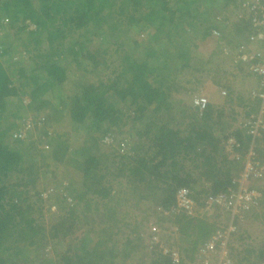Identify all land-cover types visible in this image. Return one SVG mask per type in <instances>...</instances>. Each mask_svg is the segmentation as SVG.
Listing matches in <instances>:
<instances>
[{"label": "trees", "instance_id": "trees-1", "mask_svg": "<svg viewBox=\"0 0 264 264\" xmlns=\"http://www.w3.org/2000/svg\"><path fill=\"white\" fill-rule=\"evenodd\" d=\"M125 1L0 0V13L2 12L9 21L16 38L19 39L25 32L27 34L26 41L20 46L22 50L32 54L29 58L32 59L33 65L28 70L34 74L27 77L23 75L26 63L18 65L16 75L3 70L0 65V264H20L10 261L13 253L17 256L18 253H22L23 248L28 251L27 247L30 246L33 248L31 252L37 251V263L35 261L32 264H52L44 257V250L51 244L50 241L74 231L77 225L85 224L89 220H97L105 225L109 238L118 233L123 225H128L125 222L127 212H123L126 209L124 206L127 208L133 206L131 203H125L126 197H122V202L117 199V202L110 203L111 198L108 195L111 189L103 187L101 182L104 177L103 170L110 167L113 170L110 181L115 179L118 184L123 185L127 198L134 200L132 205L142 209L150 205L149 211L161 214L159 222L169 221L175 225L180 239L187 240L185 247H182L184 248L182 254L186 260H191L196 247L216 231L224 230L231 220L229 214L225 212L224 224L221 221L218 223L216 219L207 222L199 217H189L185 213L175 212L171 207L175 206L174 195L180 187L192 190L193 197L197 200L202 194L228 193L229 190L237 189L239 183L237 179L241 175L244 156L252 143H258L257 138L252 139L244 130L242 123L250 113L258 112L260 99L247 98L248 102H244L242 106L248 111L236 125L234 122L237 118L232 114L231 122L221 125L226 110L224 108H228L234 114L228 105L216 110L212 104H208L197 113L188 105L182 104L178 110L179 118L174 119L177 107L174 111V105L170 100L172 93L192 90L189 86L177 85L174 75L187 70L190 74L195 72V75L190 77L193 83L197 78L204 79V76L192 65V57L187 52L189 48L184 61L180 63L182 51L177 46L171 49L168 44L169 37H175L173 42L177 41L176 38L187 40L182 37L181 31L200 27L201 38L208 34L214 35L213 32L216 31L221 34L223 25L231 27L228 30L236 37L241 35L249 41V36L254 34V31L248 22L242 19L230 20L229 16V13L234 14L238 11L239 0H207L215 7L211 12L198 11L201 15L197 22L194 12L197 7L194 6L192 9V4L196 0H131L129 7L131 12L127 11L129 5H125ZM168 2H172V8H164ZM156 5L163 8H156ZM114 6H117L115 11ZM113 11L117 16L122 15L126 29L130 26L143 28L148 24L155 28L159 26L167 45L159 48V53L155 55H153L155 51H146L149 56L143 60L129 57L124 40L125 32L128 30L122 31L121 28L117 29L119 32L116 33L117 22L108 19ZM27 20L34 25L33 29L26 27ZM69 30H82L83 33L76 38L77 41L54 45L57 38H64ZM93 35H102L104 42L92 49L88 46ZM149 35L141 40L143 46L148 44L151 36ZM41 38H45V45L49 49L52 48L51 50L44 47L41 49ZM107 38L109 41L106 42ZM262 43L264 38L259 39L260 49ZM135 44L133 50L138 47V44L136 46ZM4 45H8V42L5 41ZM110 46H113V49H110ZM66 51L73 56L72 66H77L79 70V66L82 65L80 70L83 74L89 72L87 70L97 69L99 65L106 70L110 68V71L104 78L94 82L79 81L75 78L73 82L75 91L64 96L62 85L69 74L67 62H64L61 55ZM114 55L118 58L109 63L110 57ZM257 57L258 55H255V58ZM239 67V72L229 71L232 77H236L234 81L242 82L245 78L257 77L247 70L246 65L241 64ZM16 78L32 82L33 86L29 93L31 102L27 109L44 117L49 113L45 125L51 120L50 111L46 109H50L51 100L54 98L57 100L53 107L55 120L58 121L60 117L62 119L66 115L73 126L74 138L70 144L67 140L68 134L65 132L58 133L53 129L48 132L43 127L31 134V139L36 134V137H42V141L49 144L47 150L50 162L43 160L32 162L36 159L34 155L40 156L42 152L41 149H35L33 140L26 149L14 148L6 143L8 132L15 130V121L19 119L18 115H14V118L12 115L9 118L4 115L10 107L7 100L21 92L18 90L19 85H14L13 80ZM23 81H19L18 84H22ZM190 81L188 79L187 83ZM232 90L233 88H228V95H231ZM19 105L21 107L20 103ZM27 109L22 106L24 112ZM200 120L210 122L205 125L199 122ZM232 125L234 126L231 127ZM105 136L111 138L110 143L103 141ZM227 136H233L239 144L234 148L239 155L237 160L229 158L224 151L222 140ZM124 138L128 139L125 143L122 141ZM261 141V146L254 147V158L264 163V135ZM30 149L37 153L34 155L29 153ZM120 149L125 151L121 152ZM51 161L57 166L61 165L64 176H69L71 182L74 175L78 176L75 179L80 180L78 185L82 187L77 190L76 183L65 187L63 194L59 195L63 199L61 204L66 205L68 197L71 205L60 216L54 217V221L50 217L46 219L43 213L45 207L41 193L47 190V185L45 184L39 192L28 194L29 189L36 184L38 173V176L43 177L47 176L46 168L53 171ZM192 170L196 172L193 173ZM106 171L105 173L111 172ZM51 175H56V172ZM260 177L264 180V175ZM255 179L257 177L247 179L243 183L245 189L255 188L260 193L258 203L245 215L254 213L253 218H258L264 223V185H260L258 181L253 183ZM92 182L98 183L99 188L94 189L92 193L97 194L100 199L96 200L89 196L88 189ZM33 197L36 198V202L29 201ZM98 207L102 212H99ZM91 208H95L93 218L88 216V213L83 215V211L87 212ZM238 220L235 218L232 220L236 230ZM110 225H114L111 230ZM132 232L136 242L145 244L148 241L150 245L148 264H175L168 255L158 250L155 243L149 242L150 234L145 236L139 228L132 229ZM160 232L157 235L159 241ZM234 235L235 233H230V239ZM247 236L238 235L237 239L246 240ZM86 237L88 239H79L75 244L77 250L76 247L68 248L66 252L60 254L55 264L102 263L103 236L100 237V242L92 247L88 246L89 236ZM135 241L127 239L122 243V250L117 252L112 246V249H109L110 261H114L118 256L128 259L136 247ZM21 243H24L23 248L19 247ZM97 244H100L101 248H98ZM229 249L233 264H264V240L255 248L248 246L238 250L230 245ZM29 262L22 260L21 264ZM180 264L187 263L182 261Z\"/></svg>", "mask_w": 264, "mask_h": 264}, {"label": "rangeland", "instance_id": "rangeland-1", "mask_svg": "<svg viewBox=\"0 0 264 264\" xmlns=\"http://www.w3.org/2000/svg\"><path fill=\"white\" fill-rule=\"evenodd\" d=\"M125 5H129L128 6V12H131V10L129 9L130 5H131V0H126L124 2ZM118 5V4H117ZM194 6L197 7L196 9H194ZM172 8V2L171 3H165L164 8ZM214 5L210 4L209 2H207V0H196L195 3L192 4V9H194V12H196V18L195 20L198 18L200 19V13L198 11L200 10H206L207 12H211L214 9ZM117 8V6H114V11ZM156 8H163L161 5H156ZM111 12L112 15H110L108 17V19L110 21H114L117 22V26H115L116 28V33L119 32V30L122 28L123 30H128V32H125V47L127 48V54L129 55V57L134 58V59H139V60H143L145 59L147 56H149V54H146V51L149 52L150 51H155L153 55L159 53V48H161L163 45H167V40L165 39V37L163 36V34H161V32L159 31V26H157V28H155L153 25H147L146 27H138V26H130L126 29V26L124 25V21H122L121 16H117L116 12ZM165 11V10H164ZM168 14V13H167ZM4 14L1 12L0 13V61L1 64L4 66L3 69H5V71H7L8 73H11L12 75H16V69L18 67V65L20 64H25V72H24V76L27 77L29 75H34L31 74L30 71L28 70L32 65V59L29 58L31 57V53H28L27 51H24L21 49V44L23 42L26 41L27 38V34L26 32L23 33L21 35V37L18 39L16 38V35L13 33V28H11L9 21L3 16ZM198 19L196 20V22L198 21ZM157 22V20H156ZM196 25V24H195ZM168 27V24H167ZM231 28H229L230 30ZM166 31V30H165ZM163 31V33L165 32ZM223 32V30H222ZM220 34V36L217 38V36L214 34V36L208 34L204 37H199V33H200V27H196L193 30H189V31H185L182 32L181 31V35L182 37H185L187 40H183L182 38H176V40H174V42L172 41L173 38L175 37H169V46L171 49L179 48V50L182 51V58H180V63L184 61L185 59V54L187 49L189 48L188 55L192 57V65L197 68V70L200 72L199 74L204 76V79L201 78H197V80L193 83L192 79L190 78L191 75H195V72H191V74L188 72L189 70H187L186 72L181 71V73L174 75L175 79V83L178 85L183 86H189L191 87L192 90L188 89L185 91H180V92H176V93H172L171 95V102L174 105V111L177 107V111H176V115L173 117L174 119H178L179 118V107L182 106V104L184 105H188L192 110L194 109L196 112V109L194 106H196V102L204 99L207 100L208 104H212L216 110H218V108H222L224 105H228L230 106L233 111L234 114L232 112H230L231 110H228V108H224L225 110V115L223 116V118L221 119V125H225L230 121L231 115L233 117L236 116L237 120H235L234 124L236 125L238 123V121L240 122L243 118H244V114H246L247 108L243 107L242 104L244 102H248L249 99H252L249 95V91H253V93H255V89H257V84L254 82V79L251 78L248 79L245 78L243 79V81L238 82V81H234L236 77H227L226 75L223 76L222 75V71L221 70H228V71H232L234 65H236V61L234 60V56L229 55L228 56V60L226 58H221L224 57L222 54H220V50L218 49L219 46L223 47L224 45H227L229 43H231V47H235L238 43L243 42L244 40V36L243 38L237 37L238 38V42L236 43H232L233 39L232 36L234 35L233 32H229L228 35H226V33H222ZM83 33L82 30H69L66 34V36L64 38H57V41L54 43V45H57L58 43H70L73 42L74 40H76L77 37L81 36ZM147 34H150V40L148 42L147 45L143 46L140 42H142L141 40H144L147 38ZM91 37V36H90ZM91 39V43H89L90 45L88 46L89 48H95L96 46H99L100 43H103V39H102V35L98 36V35H93ZM5 41L8 42V45H4ZM109 41V39L107 38L106 42ZM80 42V41H79ZM135 44V46L138 44V47L133 50V44ZM63 44V45H64ZM106 44V43H105ZM230 45V44H229ZM5 46V47H4ZM40 46L41 49L44 47L46 50H48L49 48H47V46L45 45V38H41L40 40ZM190 46V47H189ZM52 48H50L49 50H51ZM102 49V48H101ZM110 49H113V46H110ZM131 49V50H129ZM68 51V50H67ZM65 52L64 54L61 55V57L63 56L64 62H67V70L69 74V77L67 76L66 81H64L63 85H62V91L65 95H71L74 91H75V86L73 85V82L75 81L74 79L77 78L79 79V81H88V82H94L97 81L99 79L104 78V76H106L108 74V72L110 71V68H108V70H106V68H104L102 65H99L97 67V69L95 70H87L89 72L87 73H82L80 68H82V65L79 66V70L77 68V66H72V54ZM259 55V54H258ZM221 56V57H220ZM260 56V55H259ZM118 57L111 56L109 59V63L115 61ZM194 59V60H193ZM18 61V62H16ZM32 63V64H31ZM116 63V62H115ZM113 63V64H115ZM235 63V64H234ZM28 64V65H27ZM77 64V63H76ZM77 69H76V68ZM92 69V68H91ZM36 71V70H35ZM34 71V72H35ZM33 72V73H34ZM38 73V71H37ZM36 73V74H37ZM76 74V75H75ZM39 75V73L37 74ZM240 74H238V77ZM42 79V77L40 76V80ZM191 80L189 83H187V80ZM210 82V83H209ZM32 82L29 81H24L23 85L21 86L22 88V94L24 93H30L31 88H32ZM58 89V87H56ZM208 88V90H206ZM228 88H233V90L231 91V95H228ZM56 89V90H57ZM206 90V91H205ZM232 97V98H230ZM69 101V100H68ZM52 105L49 108H47L46 110L50 111V124H47L48 129H53V131H58V133H62L65 132L68 134L67 140L68 143L70 144V142L73 141L74 138V131H73V126L70 122V120L67 118V116L65 115L64 117H60V119L58 121L55 120L54 117V106L55 103L57 102L56 99H52L51 100ZM19 103V102H18ZM17 102H13L10 103V109H14V112L10 113V114H4L6 116H8L7 118H9L10 115H12V117L14 118V115H17V110L15 108ZM181 104V105H180ZM18 109V107H17ZM22 107L20 109V116H22ZM19 112V111H18ZM35 112V111H34ZM48 112V111H47ZM64 113V111H63ZM198 113V111H197ZM63 116V115H62ZM6 118V119H7ZM188 120L190 118H187ZM55 120V121H53ZM199 122H203L205 125H208L207 123L210 122V120L207 121H203L200 120ZM233 124V121H232ZM172 125V124H171ZM173 126V125H172ZM234 125H232L231 127H233ZM174 127V126H173ZM13 131H9L6 137V143L7 145L14 147V148H23L26 149V147L29 146V142L30 141H34V146L35 149H41V153L40 156L38 155H34V153H37L35 150L30 149L29 153L33 154L36 159L32 160L33 163H37L38 161H49L50 162V155L48 153V148L50 146H48L49 144L46 142L42 141V137H36L35 136L31 139L29 138L27 141L21 142V141H17L13 138ZM261 136L257 137L256 142H258L257 144L252 143L251 147H252V151L255 152L254 147L255 145L258 146L261 144V138L264 135V131L260 134ZM261 137V138H260ZM260 138V140L258 139ZM256 139V138H255ZM252 141V140H251ZM260 141V142H259ZM21 142V143H19ZM261 146V145H260ZM42 155V156H41ZM38 160V161H37ZM24 163H22V166H24ZM109 164V163H107ZM51 166L54 168L53 171L50 170V168H46V172H47V176H43L40 177L37 175V180H36V184L30 188L28 194L32 195L33 192H39L41 188L44 187V185L46 184V189L42 191L41 195L43 197V206L45 207L43 209V213L46 216L45 218L47 219L48 217L51 218L52 221H54V217L56 216H60L61 213L64 210H67L68 206H70L68 203L66 205H62L61 202L63 201V199L59 196L63 194V191L65 189V187H68L69 184H73L76 183V187L77 190L82 189V187L80 185H78V182L80 180H76L75 177H78L76 175L73 176V182H71V179H69V176H64V169H62L61 165H58L56 163H53L51 161ZM110 166V165H109ZM104 169V168H103ZM109 171L112 170V168H108L106 169ZM105 169L104 171V177L103 180H101L103 187L105 188H109L111 189V193H109L108 197L111 198L110 203H115V201L117 202V199H119L121 202L122 197H126L125 203L129 204L131 203V206L133 207H129L127 208V206H124L126 208V210H129V213H127L126 217L127 219L125 220V222L128 225H123L121 227V230H119V232L116 234H113L112 236H110L111 238H109V236L107 234H109L107 232V229L105 225H103L102 223L98 224L97 223V229L94 228L93 226L89 227L88 225L82 224V225H77L74 229V231H70L68 234H62L60 237H58L57 239H52L50 242V248L49 249H45V255L44 257L46 259H48V261H50L52 264L56 263V259L59 257L60 254L64 253L66 251V249L70 248V247H74L76 244V241H79V239H88L86 237V235L89 236L90 240L87 241H100V237L103 236L102 238V249H103V260L102 263H96V264H148L149 262V256H150V245L148 244V241L144 244L143 243H138L135 241V235L132 232V229L135 228V230L137 228H139L144 235H148L149 233H147L148 231L152 229H158V231L160 232V241L163 243L170 244L173 245L175 247H177L179 249V251L182 253L185 247L184 243H182L183 241H185V243H187V240L185 238H183V240L180 239L179 237V232L175 229V225L170 223L169 221L166 222H159L160 221V213L158 212H153V211H149V209L151 207H147L146 209H142V207H138L136 205H132L134 200H131L130 198H127L126 194L124 193V187L122 184H118L117 181L112 180L110 181L112 175L113 174V170L109 173H105L107 172ZM54 171L56 172V175H51V173H54ZM193 173L196 172V170H192ZM66 177V178H65ZM254 179V178H252ZM251 179V180H252ZM76 181V182H74ZM260 185H264V180H262V177H257V179H255V181H252L253 183L257 182ZM90 184V183H89ZM98 183L92 182L90 184V188L88 189V193H90V197H93V199L96 198L100 199L99 197H97V194H93V190L97 189L99 187H97ZM48 191V193H47ZM125 195H123V193ZM46 196H45V194ZM59 196V197H58ZM49 197V198H48ZM55 198V199H54ZM61 199V200H59ZM92 199V200H93ZM31 202H36V198H30ZM58 201V203H57ZM52 207L54 209H52ZM99 210V212H102V210L98 207L97 208ZM79 210V208L77 209ZM95 208H91L89 211L85 212L83 211V215H86L88 213V216H95ZM254 213L253 214H248L245 215L244 217L240 218L238 221H236L237 225H238V230L235 233V235L233 236V238L231 239V243L230 245L233 248L236 249H241L243 247H248V246H253L255 248L260 246V244H262L263 240H264V223L262 221H259L258 218H253ZM45 218H43L44 220H46ZM104 219V217L102 218V220ZM217 220L223 222V224L226 221L225 218V213L223 211H218L216 212L213 216H212V220ZM48 222H52L49 220H46ZM218 222V223H221ZM114 225H110L109 229H113ZM120 227V225H119ZM94 230V231H93ZM109 231V230H108ZM248 234V236L245 234ZM111 235V234H110ZM145 235V236H146ZM238 235H244L247 236V239H237ZM108 236V237H107ZM127 239H130L131 241H135L136 247L133 249L131 255L129 256L128 259H122L120 256L116 257V259L114 261H110L111 257V253L109 251L110 248V243H108V241H110L111 243H114L115 246L118 247H123V242L126 241ZM114 241V242H112ZM139 241V240H137ZM154 244V243H152ZM98 248H101L100 244H97ZM100 245V246H99ZM156 245V244H154ZM24 243H21L19 245L20 248H23ZM31 247V246H30ZM27 247L29 250L26 251L27 249L23 248V250L21 251L22 253H18L17 256L15 255V253H13L14 255H12L10 261H14L16 263H20L22 262V260H25L26 263L29 262L28 264H32L36 261L37 263V251H33L31 252V250L33 248ZM73 249V248H71ZM17 253V252H16ZM35 259V260H34Z\"/></svg>", "mask_w": 264, "mask_h": 264}, {"label": "built area", "instance_id": "built-area-1", "mask_svg": "<svg viewBox=\"0 0 264 264\" xmlns=\"http://www.w3.org/2000/svg\"><path fill=\"white\" fill-rule=\"evenodd\" d=\"M239 9L235 12L236 19H246L250 27L253 29L254 34L249 36L250 41L264 38V0H240ZM26 22L28 29H33L34 25ZM217 37L220 36V32H213ZM250 70L254 72L258 78L260 87L255 93H252V97L260 99V106L258 112L250 113L242 123V127L247 131L252 139H255L264 131V58L256 63L250 64ZM19 103L25 109L30 104V95L23 94L19 98ZM206 106V100L201 99L196 102V107L202 111ZM15 130L13 138L19 141H27L37 129L45 128L48 132V126H45V117L42 114H34L33 111L26 110L15 121ZM34 137V136H33ZM104 142H111V138L105 136ZM123 143L128 141L124 138ZM223 148L229 158L234 160L239 159L238 153L234 150L239 144L233 136H227L222 140ZM124 146V145H123ZM250 146L247 154L244 156L243 168L240 177L237 179V189L229 190L228 193H206L200 195L197 200L193 197V191L180 187L175 192V206L171 207V210L175 212L185 213L189 217L209 218L217 211L227 212L231 220L227 223L226 228L222 231H216L202 244H199L194 251L192 260H185L183 255L174 246H169L166 243L159 241L157 235L158 229H152L149 231L150 243H155L158 250L168 255L172 262L180 264L182 261L187 264H233L232 256L230 255V233H236L237 228L233 225V218L240 219L245 216L247 212L252 209V206L258 203L260 193L255 188L245 189L243 183L247 179L254 177H260L264 175V163H260L259 160L254 158V152ZM123 152L125 149H120ZM48 193V191H47ZM46 193V194H47ZM45 194V193H44ZM45 194V196H46ZM195 196V195H194ZM66 201L71 205L70 198H66ZM52 209H54L52 207ZM159 210V208H157ZM166 212H164L165 214ZM176 229V228H175ZM50 245L45 249H49Z\"/></svg>", "mask_w": 264, "mask_h": 264}, {"label": "crops", "instance_id": "crops-1", "mask_svg": "<svg viewBox=\"0 0 264 264\" xmlns=\"http://www.w3.org/2000/svg\"><path fill=\"white\" fill-rule=\"evenodd\" d=\"M229 16L231 17L230 19L232 20V19H236L235 18V14H233V13H229ZM242 20H245L246 21V19H242ZM229 28H231V27H228V28H226L225 26H224V28H223V32L222 33H226V35H228L229 34ZM226 29V30H225ZM212 36H214L213 34H212ZM241 35H239V37H240ZM215 37V36H214ZM218 38V37H217ZM234 38V39H233ZM242 38V37H241ZM232 39H233V41H232V43H236V42H238V38L236 37V35H233L232 36ZM249 42V43H248ZM230 44V45H229ZM229 44H227V45H224L223 47H221V46H219L218 47V49L220 50V54H222L224 57H221V58H226L227 60H228V56L229 55H231L232 56V54L234 53L235 54V57L237 58L239 55H242V54H244V55H250V56H255V55H260L261 56V58L263 59L264 58V43H262V49H260V47H259V39H256V40H254V41H247V39H244L243 40V42H240V43H238L235 47H232V48H230L231 47V43H229ZM235 64V63H234ZM0 65L2 66V68L4 67L2 64H1V61H0ZM23 65V64H22ZM241 64H238V65H234V67H233V69H232V71H238V69L240 68L239 66H240ZM3 70H5V69H3ZM222 72V75L223 76H227V77H232L230 74H229V71L228 70H221ZM14 81V85H19L18 87V90H20L21 92H19L18 93V95L17 96H14V97H10L8 100H7V102H9V103H13V102H17V104H16V106L19 108V109H17V107L15 106V108H16V110H17V117H20V109H21V107H20V105H19V100H18V98L21 96V95H23L22 94V88H21V86L23 85V83H24V81H23V79L22 78H16V80H13ZM19 81H23V83L22 84H18V82ZM210 83V82H209ZM206 90H208V88L206 89ZM205 90V91H206ZM24 94H27V93H24ZM29 94V93H28ZM19 111V112H18ZM12 112H14V109H10V108H8L7 109V111L5 112L6 114H10V113H12ZM24 113V111H22V114ZM48 115H49V113L48 114H46V117L45 118H47L48 117ZM11 116V115H10ZM9 116V117H10ZM58 118V117H57ZM56 118V119H57ZM51 121V120H50ZM50 121H48V124H50ZM54 121V120H53ZM46 122H47V119H46ZM13 133H14V130H13ZM13 135V134H12ZM123 210V209H122ZM126 210V209H125ZM123 210V212L125 213V212H127V213H129V210ZM121 211V210H120ZM119 211V212H120ZM118 212V213H119ZM122 212V213H123ZM93 218V217H92ZM202 219H205L207 222H212L213 220H212V217H209V218H202ZM97 223H99L97 220L96 221H92V220H89V222H87V223H85V225H88L89 227H91V226H93L94 228H96L97 229ZM94 231V230H93ZM147 233H149V231L147 232ZM77 242L78 241H76V244H77ZM88 242V246H90V247H92V246H94V244L95 243H99L100 241H87ZM112 242H114V241H112ZM108 243H110V248L112 249V246H113V249H114V251H116L117 252V250L118 251H121L122 250V246L121 247H118V246H115V244L114 243H111L110 241H108ZM166 244H167V242H166ZM185 244L186 243H184V246H185ZM169 246H170V244H168ZM171 246H173V245H171ZM176 246V245H175ZM76 246H72V247H70V249L71 248H75ZM75 250H77V247L75 248ZM179 250V249H178ZM66 252V251H65ZM180 252V251H179ZM82 253V252H81ZM181 253V252H180ZM182 254V253H181ZM194 254V253H193ZM183 255V254H182ZM183 258L186 260L187 258H185L184 256H183ZM192 258H193V256H192ZM192 260V259H191Z\"/></svg>", "mask_w": 264, "mask_h": 264}, {"label": "clouds", "instance_id": "clouds-1", "mask_svg": "<svg viewBox=\"0 0 264 264\" xmlns=\"http://www.w3.org/2000/svg\"><path fill=\"white\" fill-rule=\"evenodd\" d=\"M240 1V0H239ZM240 7V6H239ZM235 14V13H234ZM231 20V19H230ZM232 20H234V19H232ZM217 24H218V22H217ZM223 27H224V25H223ZM227 28V27H226ZM250 41V40H249ZM233 56H234V60L236 61V65H238V64H242V65H246L247 66V70L249 71V72H251L252 74H254V75H256L254 72H252L251 70H250V64H252V63H256L257 61H259V60H261L262 58H261V56H259L258 55V57L257 58H255V56H250V55H244V54H242V55H239L237 58L235 57V54L233 53L232 54ZM239 72V71H238ZM254 79V82L257 84V89H255V91H257L258 89H259V87H260V83H259V78H258V76L257 77H254L253 78ZM254 91V92H255ZM252 93H253V91L251 90V91H249V96L252 98ZM247 98H248V96H247ZM208 101L206 100V106L208 105V103H207ZM205 106V107H206ZM195 107V109H196V111H198V112H201V110H199L198 109V107H196V106H194ZM204 107V108H205ZM203 108V109H204ZM202 109V110H203ZM45 121H46V118H45ZM46 123V122H45ZM45 126H47V124L45 125Z\"/></svg>", "mask_w": 264, "mask_h": 264}, {"label": "bare ground", "instance_id": "bare-ground-1", "mask_svg": "<svg viewBox=\"0 0 264 264\" xmlns=\"http://www.w3.org/2000/svg\"><path fill=\"white\" fill-rule=\"evenodd\" d=\"M245 39V38H244ZM249 43V42H248ZM46 134V133H45Z\"/></svg>", "mask_w": 264, "mask_h": 264}]
</instances>
